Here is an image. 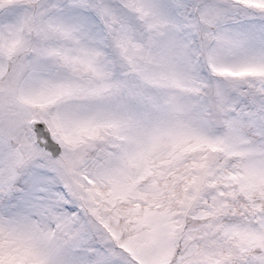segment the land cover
I'll list each match as a JSON object with an SVG mask.
<instances>
[{
  "label": "snow or ice",
  "instance_id": "snow-or-ice-1",
  "mask_svg": "<svg viewBox=\"0 0 264 264\" xmlns=\"http://www.w3.org/2000/svg\"><path fill=\"white\" fill-rule=\"evenodd\" d=\"M0 264H264V0H0Z\"/></svg>",
  "mask_w": 264,
  "mask_h": 264
}]
</instances>
